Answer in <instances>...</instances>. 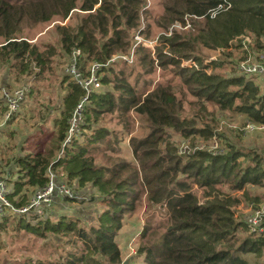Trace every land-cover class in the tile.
<instances>
[{"label": "trees", "instance_id": "trees-1", "mask_svg": "<svg viewBox=\"0 0 264 264\" xmlns=\"http://www.w3.org/2000/svg\"><path fill=\"white\" fill-rule=\"evenodd\" d=\"M162 1L164 11L159 27L168 29L177 21L185 22L187 14L194 16V27L162 35L164 44L156 49V59L150 49L137 45L134 54L141 63L153 68L157 63L163 70L169 68L199 102H212L223 110L248 114L257 124H264V90L253 76L208 72L213 68L212 62L204 63L200 56L203 48H230L243 35L252 36L258 49L264 50V0ZM145 2L0 0V63L9 66L13 73L42 79L53 70L55 56L60 52L71 56L75 50L81 52L79 65L83 69L94 61L105 72L101 77L104 87L90 93L85 106L82 132L85 140L74 138L63 145L73 110L85 95L76 80L65 77V107L54 119L52 139L40 149L16 156L17 178L8 182L13 189L9 198L17 206L27 202L29 187H42L48 182L49 166L69 184L91 183L103 203L96 222L86 228L80 218L72 215H61L57 220L2 216L0 249L1 234L9 225L42 238L49 234L73 237L67 240L73 246L57 258L26 259L14 264H121L118 233L124 219L137 212L142 203L145 209L163 213L155 222L154 216H150L140 233L137 254L143 256L146 264H250L246 253L264 251V237L255 232L245 235L249 230L247 221L236 216L239 197L216 187L226 184L232 191L243 190V198L254 199L252 205L261 207L260 195L250 197L247 185H264V156L257 150L232 144L227 151L215 153L195 145L180 152L171 130L186 139L199 135L210 138L212 125L199 126L195 118L182 114L183 104L173 80L160 82L150 92H141L129 80L125 68L107 64L114 54L132 48V31L140 25ZM220 4L223 8L211 16L210 10ZM75 9L84 12L79 23L54 26L60 49L51 42L43 46L32 43L24 34L25 27L67 19ZM149 33L142 31L145 36ZM166 47L168 52H164ZM189 59L196 61L197 66L181 65ZM201 108L206 109L204 105ZM131 111L144 117L149 125L146 135L130 138L135 162L122 159L111 164L96 163L95 152L116 136L104 124L105 115L116 113L128 126L126 118ZM194 185L210 189L203 202L193 191Z\"/></svg>", "mask_w": 264, "mask_h": 264}, {"label": "rangeland", "instance_id": "rangeland-1", "mask_svg": "<svg viewBox=\"0 0 264 264\" xmlns=\"http://www.w3.org/2000/svg\"><path fill=\"white\" fill-rule=\"evenodd\" d=\"M142 8L140 25L132 31V48L126 53L118 52L114 54L107 64L117 69L120 67L125 68L129 80L135 83L141 92H150L160 82L173 80L177 95L183 104L182 114L188 116V118H195L199 126L212 125L213 135L210 138H203L199 135L198 137L194 136L186 139L171 130L170 133L179 144L180 152H185L190 147H198L215 153L223 150L227 151L232 144L257 150L264 156V124H257L248 114L223 110L212 102H199L188 91L187 86L181 79L173 75L169 68L163 70L157 63L154 64L155 68L153 66L147 67L141 63L139 57L134 54V48L137 45H143L145 48L150 49L153 58L156 59V49L164 44L161 41L162 35H171L176 30L186 32L194 27L192 22L194 16L191 15L185 17L188 24H191L189 27L179 21L174 23L176 25L172 24L168 29L159 27L158 21L164 11L162 0H146ZM83 13L80 9H75L67 19H55L30 28L25 27L24 34L28 36L32 43L43 46L44 43L51 42L60 49L59 36L54 26L56 24L76 25L81 21ZM143 30H149V36L143 35ZM243 41L246 42L245 45ZM261 51L264 50L258 49L255 39L250 36L249 38H236L230 48H203L200 56L204 63L212 62L213 68H209L208 72L214 71L221 75L230 76L233 74L240 75L237 65L247 61L246 57H251L248 60L250 63L257 64L258 60L264 56V52ZM164 52H168V47L164 49ZM246 52L249 53L248 56H246ZM70 61V56L60 52L54 57L53 70L50 71L52 73H45L44 77L39 80L34 79L33 76L17 75L12 72L9 66L0 63V75H8L16 84L27 86L25 100L27 103L22 104L19 117L9 125V129L5 130L2 136L4 142H0V177L6 178L8 182H12L17 178V168L14 163L16 156L27 151L40 149L47 141L52 139L55 132L54 119L61 113V108L65 107L63 97L67 89L63 80L70 75L68 72ZM93 62L87 63L84 69L80 66L83 76L90 74ZM181 65L196 67L197 62L192 59L183 60ZM98 73H100L101 78L105 72L100 69ZM253 79L259 83L261 90H264V83L261 82L259 76L256 75L255 78L253 76ZM101 84L104 87L103 83ZM203 105L206 107L205 110L201 108ZM83 119L85 122V116ZM103 122L110 130L116 132V136L113 135L109 144L103 145L104 147H100L95 152L96 163L111 164L122 159L135 162L130 138L132 136L142 137L149 132V125L144 117L135 111H131L129 117L126 118L128 126H125L116 113H108L105 115ZM83 125H80L79 134L75 138L83 140ZM194 145L195 147H193ZM70 185L76 191L78 198L65 199L64 209L53 207L49 218L57 220L61 215H72L80 218L81 225L88 228L91 223L96 222L97 214L103 207L101 197H98L99 193L91 183L79 186L76 181H72ZM216 187L222 192L239 197L240 203L235 206L237 209L236 216L241 217L244 222L246 216L252 214L253 210L258 208L252 205L254 199L247 200L243 198V190L232 191L229 185L226 184L217 185ZM247 190L250 192V197L260 195L258 203L260 202L264 208V185H247ZM193 191L201 202L208 197L207 194H210L209 188H200L197 185H194ZM30 192V189L27 190L28 196L31 195L32 192ZM162 214L150 208L145 209V204L142 203L137 212L124 219L123 227L117 236L124 254L121 264H146L143 256L137 254L141 242L140 233L150 216H154L153 221L155 222L162 217ZM250 234L251 231L248 230L245 235ZM68 238L71 240L73 237L70 235ZM68 238L54 234L42 238L27 230H17L9 225L8 229L1 234L0 264H14L23 262L26 259L57 258L73 246L71 242L67 241ZM244 256L250 264L264 262V251L260 254L246 253Z\"/></svg>", "mask_w": 264, "mask_h": 264}, {"label": "built area", "instance_id": "built-area-1", "mask_svg": "<svg viewBox=\"0 0 264 264\" xmlns=\"http://www.w3.org/2000/svg\"><path fill=\"white\" fill-rule=\"evenodd\" d=\"M223 5L220 4L217 8L211 9V16H215ZM188 15V14H187ZM186 17V16H185ZM184 17L186 27L191 26ZM176 25V24H173ZM249 38L250 36H241ZM245 45L246 42L243 41ZM81 56L80 50H75L70 56L69 74L73 80H76L85 90V95L82 96L78 104L73 110L72 117L70 119V127L67 133V137L63 143L66 145L72 141L80 131V125L85 124L83 115L86 103L88 102V96L90 93L96 90H101L103 88L100 71L101 64L98 62H93L88 76H83L80 71L79 57ZM251 57L246 58L248 61ZM245 60V59H244ZM243 61L240 65H237L240 75L246 76H259V78L264 83V56L262 59L258 60L257 64L250 63L248 61ZM26 87H17L15 89L2 88L1 94L4 100L5 109L0 115V128L2 126L8 125L10 120L17 118L19 112L21 111L22 104L26 98ZM263 125V124H262ZM46 175L48 177V182L42 186L36 188L32 191L27 202L21 206L15 205L9 198V194L13 192L12 186L8 183L6 178L0 177V217L5 215L24 217L27 219L39 217L47 218L50 216L53 210L54 203L57 198L65 200L67 198L75 199L78 195L74 188L65 179H60L56 171L49 166L46 170ZM247 221L249 230L255 232L256 235L264 236V208L263 206L253 210L252 214H248L245 218Z\"/></svg>", "mask_w": 264, "mask_h": 264}, {"label": "crops", "instance_id": "crops-1", "mask_svg": "<svg viewBox=\"0 0 264 264\" xmlns=\"http://www.w3.org/2000/svg\"><path fill=\"white\" fill-rule=\"evenodd\" d=\"M264 52V51H263ZM68 76V75H67ZM71 80H72V78H71V76L69 75L68 76ZM261 80V79H260ZM262 82V81H261ZM17 87H26V89H27V86L26 85H21V84H16L15 82H14V80H12L11 79V77L10 76H8V75H0V114H1V112L3 111V108H5V106H4V100H3V98H2V94H1V90H2V88H9V89H15V88H17ZM66 92L67 91H65V94H66ZM65 96V95H64ZM26 100V99H25ZM27 103V101H25L23 104H26ZM62 109V108H61ZM21 112V111H20ZM20 112H19V114L18 115H20ZM60 115V114H59ZM58 115V116H59ZM19 117V116H18ZM17 117V118H18ZM15 121V120H14ZM13 121V122H14ZM12 122V123H13ZM11 123V124H12ZM10 125V124H9ZM9 125H6V126H2L1 128H0V142L1 143H3L4 142V139H2V136H3V133L5 132V130H7V129H9ZM0 143V144H1ZM4 149H6V148H4ZM29 189H30V191L32 192V191H34L36 188H33V187H29ZM30 192V193H31ZM64 202H65V200H61L60 198H57L56 199V201H55V203H54V207L55 208H59V209H64ZM67 206V205H66ZM118 241V240H117ZM120 245V244H119ZM121 247V246H120ZM121 250H122V248H121ZM122 255L124 256V254H123V251H122Z\"/></svg>", "mask_w": 264, "mask_h": 264}]
</instances>
